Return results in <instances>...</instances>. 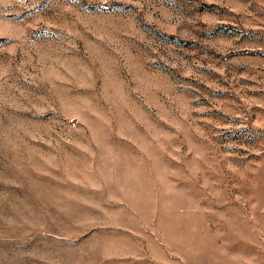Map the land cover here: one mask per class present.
I'll return each instance as SVG.
<instances>
[{"label": "rangeland", "instance_id": "obj_1", "mask_svg": "<svg viewBox=\"0 0 264 264\" xmlns=\"http://www.w3.org/2000/svg\"><path fill=\"white\" fill-rule=\"evenodd\" d=\"M0 264H264V0H0Z\"/></svg>", "mask_w": 264, "mask_h": 264}]
</instances>
